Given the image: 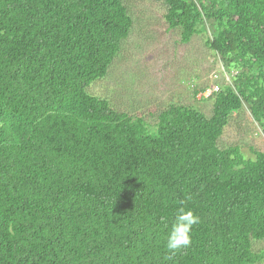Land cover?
<instances>
[{"label":"trees","instance_id":"trees-1","mask_svg":"<svg viewBox=\"0 0 264 264\" xmlns=\"http://www.w3.org/2000/svg\"><path fill=\"white\" fill-rule=\"evenodd\" d=\"M164 1L182 42L208 27L240 71L209 116L169 104L150 125L87 91L131 30L124 0H0V264L264 259V150L218 144L244 104L264 132V0ZM181 206L199 223L169 258Z\"/></svg>","mask_w":264,"mask_h":264},{"label":"rangeland","instance_id":"rangeland-1","mask_svg":"<svg viewBox=\"0 0 264 264\" xmlns=\"http://www.w3.org/2000/svg\"><path fill=\"white\" fill-rule=\"evenodd\" d=\"M132 16L131 30L120 53L104 77L94 80L87 91L106 98L117 110L142 116L153 125L169 104L192 106L212 114V99L206 96L213 86L232 84L239 67L226 68L206 45L208 27L180 40V27H170L165 19L164 0H124ZM220 147L238 145L245 158L264 150L262 126L252 118L245 104L231 115L218 139ZM264 250V240L254 242ZM258 264H264V259Z\"/></svg>","mask_w":264,"mask_h":264},{"label":"clouds","instance_id":"clouds-1","mask_svg":"<svg viewBox=\"0 0 264 264\" xmlns=\"http://www.w3.org/2000/svg\"><path fill=\"white\" fill-rule=\"evenodd\" d=\"M199 223V217L195 213L181 206L173 218L171 229L166 241V250L174 255L182 248H186L191 243V230L193 225Z\"/></svg>","mask_w":264,"mask_h":264},{"label":"built area","instance_id":"built-area-1","mask_svg":"<svg viewBox=\"0 0 264 264\" xmlns=\"http://www.w3.org/2000/svg\"><path fill=\"white\" fill-rule=\"evenodd\" d=\"M216 89H218V87L217 86H213V88H211L210 91L206 92V95H208L212 90H216Z\"/></svg>","mask_w":264,"mask_h":264}]
</instances>
